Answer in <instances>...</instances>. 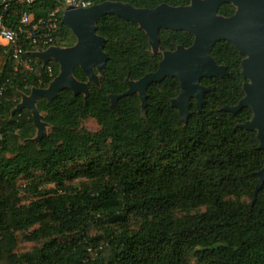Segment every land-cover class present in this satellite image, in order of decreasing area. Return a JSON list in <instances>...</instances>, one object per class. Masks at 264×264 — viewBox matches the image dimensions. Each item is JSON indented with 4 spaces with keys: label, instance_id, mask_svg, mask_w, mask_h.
Returning <instances> with one entry per match:
<instances>
[{
    "label": "trees",
    "instance_id": "1",
    "mask_svg": "<svg viewBox=\"0 0 264 264\" xmlns=\"http://www.w3.org/2000/svg\"><path fill=\"white\" fill-rule=\"evenodd\" d=\"M92 5L107 1L128 3L136 8L153 9L161 4L187 6L191 0H90ZM60 6L59 0H38L33 4L13 3L6 17L8 26H16L21 12L34 15L35 21L47 17ZM235 8L225 4L219 14L230 17ZM59 47L73 36L62 24L58 13ZM97 34L106 39L104 51L109 60L106 76L99 88L89 84L90 95L75 96L70 90L38 103L46 121L64 127H76L86 115L96 117L101 130L95 134L65 133L55 127L52 136L38 143H17L35 131L32 116L21 110L13 113L21 94L31 88H47L59 74L52 61L53 78L38 62L33 73L20 69L0 52V81L8 82L0 114V264H264V184L254 202L264 167V150L259 149L255 131L239 125L252 118L245 108L236 114L224 111L244 97L241 63L244 55L226 41L218 42L211 57L224 66L222 78H204L201 84L209 92L202 110L190 104L187 123L171 101L180 92L176 78H167L148 87L147 107L143 111L137 94L111 104V95L127 91L126 80L137 81L155 72L165 51L178 46L190 47L194 36L187 32L161 30V53L154 54L148 37L138 25L117 16L102 17ZM71 46V45H69ZM41 75L43 83L39 84ZM75 78L87 82L80 68ZM8 153L12 157H6ZM96 158L77 173L110 187L98 190L66 189L63 195L43 197L30 205L19 204L17 177L32 169L57 175L59 167L88 158ZM37 192L36 186L26 187ZM110 194V197L108 195ZM247 198L245 202L242 199ZM209 206L208 210L181 218L173 213ZM107 210L117 230L106 231L102 240L88 239L92 214ZM141 212L144 223L131 232L129 215ZM38 227L30 240L67 236L74 232L79 240L51 244L33 253L18 256L15 233Z\"/></svg>",
    "mask_w": 264,
    "mask_h": 264
},
{
    "label": "water",
    "instance_id": "2",
    "mask_svg": "<svg viewBox=\"0 0 264 264\" xmlns=\"http://www.w3.org/2000/svg\"><path fill=\"white\" fill-rule=\"evenodd\" d=\"M226 3L235 7V14L231 17L218 14L220 7ZM109 15L137 24L147 34L154 53L160 51L161 29L187 32L194 36L190 47L179 46L174 51L164 52L155 72L137 81L127 79V91L110 96L113 107L119 99L137 94L144 111L147 107L148 87L167 78H176L180 83V93L171 104L178 110L184 123H187L191 100L196 101V106L201 111L204 96L209 92L201 84L202 79L222 78L228 74L226 67L218 65L211 57L215 44L226 41L246 56L242 62V76L247 82L243 87L245 97L238 105L225 107L224 111L236 114L244 108L251 109V121L239 127L249 131L257 130L259 148L264 149V0H191L188 6L162 4L154 9L135 8L128 3L107 1L87 9L66 10L62 24L76 37V44L31 53L44 67L51 61L56 62L59 74L47 88H33L28 95L21 94V102L13 111L26 110L32 116L38 130L36 142L43 139L46 127L37 106L40 99L52 102L64 90H70L75 96L83 95L87 99L90 95L89 84L101 86V78L106 76L105 65L109 56L104 51L106 39L97 34V22ZM76 68L84 72L88 82H80L75 78ZM258 176L254 202L264 184V167Z\"/></svg>",
    "mask_w": 264,
    "mask_h": 264
},
{
    "label": "rangeland",
    "instance_id": "3",
    "mask_svg": "<svg viewBox=\"0 0 264 264\" xmlns=\"http://www.w3.org/2000/svg\"><path fill=\"white\" fill-rule=\"evenodd\" d=\"M76 37L73 35L69 37L68 40L61 42L62 45H67L68 47L74 46L76 44ZM71 45V46H69ZM1 66V60H0ZM88 82V81H87ZM92 85V84H90ZM94 86V85H93ZM96 87V86H94ZM99 88V87H97ZM41 101V99L37 102ZM21 102V101H20ZM42 121L46 124L45 127V136L43 138H48L52 136L55 127L62 129L65 133H90L95 134L101 130V124L99 123L98 119L92 115H86L85 117L81 118L79 124L76 127H64L59 123L52 125L51 123L46 121L48 113L41 112ZM35 127V126H34ZM16 135L18 136L17 143L25 146L26 143L31 140L34 143L38 137V130L35 127V131L28 135L27 139H22L20 132L16 131ZM7 141L0 142L2 146H5ZM6 157H12V155L6 153ZM96 158V155L92 153L88 158L83 160H78L75 162L68 163L59 167L56 171L57 175H53L51 173H46L40 169H32L29 175L20 174L17 177V185L19 187V204L20 205H30L33 202L38 201L42 196L38 193L42 192L43 197H56L59 195H63L66 189H78L83 190L85 188L95 189L98 190L100 183L105 185L106 187H110V182H99L97 180H92L89 178L84 177L83 175L77 174L85 167H87L92 160ZM35 185L37 192H31L27 190L26 187L29 185ZM110 197V194L108 195ZM242 201H249L247 198L242 199ZM209 206H200L190 210H179L173 213L175 218H181L185 216H192L196 214L203 213L207 211ZM93 220L91 221V226L88 231V239L85 242L93 241L95 239H104L106 237V231H114L117 230V226L111 222V218L108 215L107 210H101L99 212H94L92 214ZM144 223V216L141 212H133L129 215V227L131 232H137L141 229ZM38 227H33L28 231H19L16 232V247L14 253L18 256H22L25 254L33 253L36 250H40L43 247H47L51 244H64L67 242L79 240V236H77L74 232L69 233L67 236L56 237V238H43L39 237L38 239L30 240L35 230ZM1 239V235H0ZM190 264H195L194 258H189Z\"/></svg>",
    "mask_w": 264,
    "mask_h": 264
},
{
    "label": "built area",
    "instance_id": "4",
    "mask_svg": "<svg viewBox=\"0 0 264 264\" xmlns=\"http://www.w3.org/2000/svg\"><path fill=\"white\" fill-rule=\"evenodd\" d=\"M37 1L0 0V52L2 55L8 56L14 63L15 73L20 69L33 73L38 62L42 64L40 60L31 56L32 52H44L51 47H59L56 41L60 32L58 16L60 11H62L61 17H63V13L68 9H87L93 6L90 0H59L60 6L48 14L47 17L35 21L34 15L31 13L21 12L16 26H8L6 17L13 3L25 5L33 4ZM51 62L45 67L42 64V67L45 68L46 76L50 79L53 78ZM38 78L39 84H42L43 78L41 75ZM7 90L8 82L0 81V114ZM2 140L3 136L0 134V142Z\"/></svg>",
    "mask_w": 264,
    "mask_h": 264
},
{
    "label": "flooded vegetation",
    "instance_id": "5",
    "mask_svg": "<svg viewBox=\"0 0 264 264\" xmlns=\"http://www.w3.org/2000/svg\"><path fill=\"white\" fill-rule=\"evenodd\" d=\"M190 3H191V2H190ZM226 4H230V3H226ZM161 5H162V4H161ZM189 5H190V4H189ZM223 5H225V4H223ZM223 5H222V6H223ZM231 5H232V4H231ZM132 6H133V5H132ZM159 6H160V5H159ZM187 6H188V5H187ZM232 6H233V5H232ZM157 7H158V6H157ZM175 7H176V6H175ZM233 7H234V6H233ZM135 8H136V7H135ZM220 8H221V7H220ZM234 8H235V7H234ZM141 9H147V8H141ZM153 9H154V8H153ZM235 11H236V10H235ZM218 14H219V11H218ZM234 14H235V12H234ZM234 14H233V15H234ZM219 15H220V14H219ZM233 15H232V16H233ZM221 16H223V15H221ZM224 17H225V16H224ZM230 17H231V16H230ZM131 23H132V22H131ZM134 24H135V23H134ZM136 25H137V24H136ZM138 27H139V26H138ZM139 29H140V28H139ZM140 30H141V29H140ZM161 30H166V29H161ZM161 30H160V31H161ZM142 31H143V30H142ZM172 31H173V30H172ZM143 32H144V31H143ZM144 33H145V32H144ZM159 33H160V32H159ZM145 34H146V33H145ZM146 36H147V34H146ZM147 37H148V36H147ZM148 41H149V38H148ZM193 41H194V40H193ZM220 42H221V41H220ZM159 44H160V43H159ZM192 44H193V43H192ZM216 44H217V43H216ZM216 44H215V45H216ZM149 45H150V43H149ZM150 47H151V46H150ZM178 47H179V46H178ZM185 48H188V47H185ZM176 49H177V48H176ZM176 49H175V50H176ZM151 50H152V48H151ZM237 51H238V50H237ZM152 52H153V50H152ZM165 52H166V51H165ZM238 52H239V51H238ZM153 53H154V52H153ZM159 53H161V50L159 51ZM159 53H154V54H159ZM163 53H164V52H163ZM163 53H162V57H163ZM239 53H240V52H239ZM242 55H243V54H242ZM245 58H246V56L244 55V59H245ZM244 59H243V60H244ZM161 60H162V59H161ZM243 60H242V62H243ZM220 66H221V65H220ZM241 67H242V63H241ZM241 74H242V73H241ZM242 77H243V76H242ZM220 78H221V77H220ZM243 78H244V77H243ZM202 80H203V79H202ZM246 82H247V80L245 79L244 84H245ZM244 84H243V87H244ZM243 92H244V90H243ZM179 93H180V92H179ZM244 97H245V93H244ZM244 97H243V98H244ZM243 98H242V99H243ZM242 99H241V100H242ZM192 100H194V99H192ZM192 100H191V101H192ZM241 100H240V101H241ZM194 101H195V100H194ZM240 101H239V102H240ZM190 104H191V102H190ZM195 104H196V101H195ZM196 107H197V106H196ZM189 108H190V106H189ZM244 109H245V108H244ZM242 110H243V109H242ZM250 110H251V109H250ZM252 117H253V112H252ZM251 119H252V118H251ZM251 119H250L249 121H251ZM249 121H248V122H249ZM246 123H247V122H246ZM244 124H245V123H244ZM241 125H242V124H241ZM248 131H249V130H248ZM251 131H255V132L257 133V138H258V132H257V130H251ZM258 141H259V139H258ZM259 147H260V141H259ZM259 149H260V148H259ZM260 150H264V149H260Z\"/></svg>",
    "mask_w": 264,
    "mask_h": 264
}]
</instances>
